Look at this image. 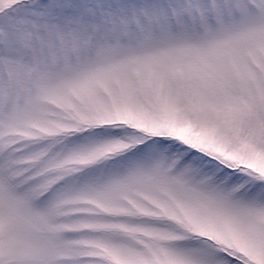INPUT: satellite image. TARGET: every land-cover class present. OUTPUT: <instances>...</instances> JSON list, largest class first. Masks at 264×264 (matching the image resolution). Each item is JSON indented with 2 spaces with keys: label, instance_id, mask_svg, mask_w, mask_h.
<instances>
[{
  "label": "snow or ice",
  "instance_id": "obj_1",
  "mask_svg": "<svg viewBox=\"0 0 264 264\" xmlns=\"http://www.w3.org/2000/svg\"><path fill=\"white\" fill-rule=\"evenodd\" d=\"M0 264H264V0H0Z\"/></svg>",
  "mask_w": 264,
  "mask_h": 264
}]
</instances>
